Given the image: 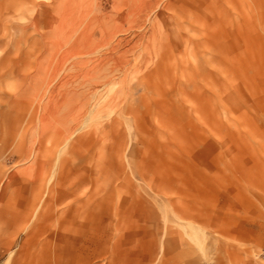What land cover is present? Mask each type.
Instances as JSON below:
<instances>
[{"label":"rangeland","instance_id":"rangeland-1","mask_svg":"<svg viewBox=\"0 0 264 264\" xmlns=\"http://www.w3.org/2000/svg\"><path fill=\"white\" fill-rule=\"evenodd\" d=\"M0 264H264V0H0Z\"/></svg>","mask_w":264,"mask_h":264}]
</instances>
